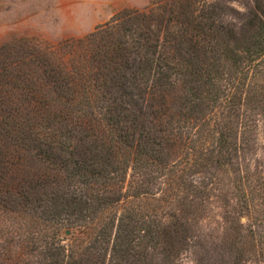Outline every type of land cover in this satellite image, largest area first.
Instances as JSON below:
<instances>
[{
    "label": "trees",
    "instance_id": "obj_1",
    "mask_svg": "<svg viewBox=\"0 0 264 264\" xmlns=\"http://www.w3.org/2000/svg\"><path fill=\"white\" fill-rule=\"evenodd\" d=\"M263 119L264 0L3 42L0 264H264Z\"/></svg>",
    "mask_w": 264,
    "mask_h": 264
},
{
    "label": "rangeland",
    "instance_id": "obj_2",
    "mask_svg": "<svg viewBox=\"0 0 264 264\" xmlns=\"http://www.w3.org/2000/svg\"><path fill=\"white\" fill-rule=\"evenodd\" d=\"M152 0H0V44L34 37L55 44L91 32L123 8H143ZM264 145V119L256 129ZM62 234L69 236V229ZM184 264H191L184 259Z\"/></svg>",
    "mask_w": 264,
    "mask_h": 264
}]
</instances>
